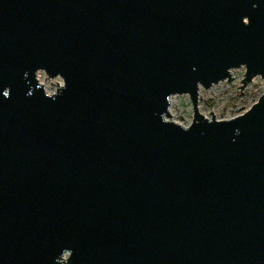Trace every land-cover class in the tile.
Here are the masks:
<instances>
[{"label":"water","instance_id":"1","mask_svg":"<svg viewBox=\"0 0 264 264\" xmlns=\"http://www.w3.org/2000/svg\"><path fill=\"white\" fill-rule=\"evenodd\" d=\"M64 263L264 264V0H0V264Z\"/></svg>","mask_w":264,"mask_h":264},{"label":"rangeland","instance_id":"2","mask_svg":"<svg viewBox=\"0 0 264 264\" xmlns=\"http://www.w3.org/2000/svg\"><path fill=\"white\" fill-rule=\"evenodd\" d=\"M245 72L244 66L231 70V81H220L209 88L199 87L198 110L210 119L212 115L218 120L230 119L244 113L255 103L263 92V79L257 75L241 89L240 80ZM37 78L48 93H54L63 84L60 76L49 77L43 70L37 72ZM58 86H57V83ZM53 83V84H51ZM236 85V86H235ZM170 120L182 126H188L192 121L193 107L188 94L173 95L170 98ZM212 112V114H209ZM65 258V257H64ZM65 264V263H64Z\"/></svg>","mask_w":264,"mask_h":264},{"label":"snow or ice","instance_id":"3","mask_svg":"<svg viewBox=\"0 0 264 264\" xmlns=\"http://www.w3.org/2000/svg\"><path fill=\"white\" fill-rule=\"evenodd\" d=\"M4 95H5V96H7V95H8V93H7V92H4Z\"/></svg>","mask_w":264,"mask_h":264}]
</instances>
